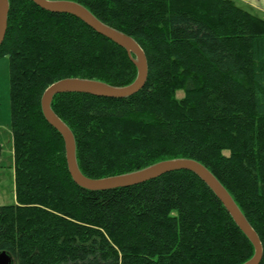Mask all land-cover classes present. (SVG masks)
I'll list each match as a JSON object with an SVG mask.
<instances>
[{"label":"trees","instance_id":"16d2710c","mask_svg":"<svg viewBox=\"0 0 264 264\" xmlns=\"http://www.w3.org/2000/svg\"><path fill=\"white\" fill-rule=\"evenodd\" d=\"M16 202L0 205V251L13 264H244L255 247L190 170L89 190L72 178L42 96L64 78L131 84L125 48L80 18L8 0ZM133 37L148 78L122 98L56 94L90 178L190 158L223 184L260 237L264 264V18L234 0H70Z\"/></svg>","mask_w":264,"mask_h":264},{"label":"water","instance_id":"95a60500","mask_svg":"<svg viewBox=\"0 0 264 264\" xmlns=\"http://www.w3.org/2000/svg\"><path fill=\"white\" fill-rule=\"evenodd\" d=\"M43 9L72 14L80 18L99 34L111 39L125 48L133 58L138 74L134 82L122 87H114L99 80L83 78H64L52 83L42 96V110L47 121L56 127L64 138L66 159L73 180L81 187L89 190H107L145 182L175 170H190L197 174L213 190L221 200L239 227L249 237L255 247L254 256L244 264H259L263 257V246L259 235L245 218L228 190L218 178L202 163L190 158H175L163 160L146 168L103 178H90L84 175L78 167L76 159L75 138L62 119L53 111L52 100L56 94L64 92H81L98 96L122 98L140 91L148 78V62L146 54L138 42L123 32L100 21L82 4L70 0H33ZM9 1L0 0V46L4 40L8 25ZM0 264H13V257L7 251H0Z\"/></svg>","mask_w":264,"mask_h":264},{"label":"rangeland","instance_id":"374dc122","mask_svg":"<svg viewBox=\"0 0 264 264\" xmlns=\"http://www.w3.org/2000/svg\"><path fill=\"white\" fill-rule=\"evenodd\" d=\"M237 4L264 18V13L240 0ZM0 205L16 202L15 152L11 128L9 57L0 58Z\"/></svg>","mask_w":264,"mask_h":264},{"label":"crops","instance_id":"0c3cea01","mask_svg":"<svg viewBox=\"0 0 264 264\" xmlns=\"http://www.w3.org/2000/svg\"><path fill=\"white\" fill-rule=\"evenodd\" d=\"M236 2V0H234ZM244 4H248L251 8L264 13V0H240ZM237 3V2H236Z\"/></svg>","mask_w":264,"mask_h":264},{"label":"bare ground","instance_id":"6f19581e","mask_svg":"<svg viewBox=\"0 0 264 264\" xmlns=\"http://www.w3.org/2000/svg\"><path fill=\"white\" fill-rule=\"evenodd\" d=\"M92 13V12H91ZM7 31V30H6ZM121 32V31H120ZM44 114V113H43ZM45 116V115H44ZM46 118V117H45ZM53 126V125H52ZM54 127V126H53ZM56 128V127H55ZM57 129V128H56ZM58 130V129H57ZM71 130V129H70ZM59 131V130H58ZM73 133V132H72ZM64 139V138H63ZM227 209V208H226ZM240 209V208H239ZM242 212V211H241ZM246 218V217H245ZM234 219V218H233ZM248 221V220H247ZM239 226V225H238ZM243 231V230H242ZM244 232V231H243Z\"/></svg>","mask_w":264,"mask_h":264},{"label":"built area","instance_id":"2783aa9c","mask_svg":"<svg viewBox=\"0 0 264 264\" xmlns=\"http://www.w3.org/2000/svg\"><path fill=\"white\" fill-rule=\"evenodd\" d=\"M1 145V144H0Z\"/></svg>","mask_w":264,"mask_h":264}]
</instances>
